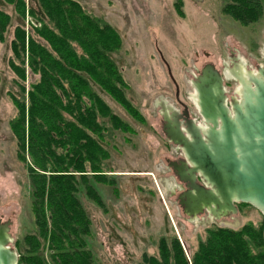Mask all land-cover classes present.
<instances>
[{
    "label": "rangeland",
    "instance_id": "374dc122",
    "mask_svg": "<svg viewBox=\"0 0 264 264\" xmlns=\"http://www.w3.org/2000/svg\"><path fill=\"white\" fill-rule=\"evenodd\" d=\"M78 1L119 32L121 47L112 57L128 84L127 98L144 117L143 122L133 119L94 85L134 132L113 130L105 144L110 156L106 162L111 172L107 174L116 184L92 182L103 204L79 192L91 222L87 247L93 264H137L144 252L157 255L158 239L172 234L191 254L208 227L238 229L246 223L255 227L263 223L261 212L247 203H236L235 213L219 219L205 213L193 218L183 214L176 201V178L165 160L180 153L162 131L161 112L168 105L178 107L173 79L179 98L198 119L191 81L205 63L226 72L227 101L239 98L240 83L229 70L255 73L256 66L264 65V0L261 15L246 24L223 12L226 0H181L182 16L174 9L175 0ZM0 8L12 18L5 40L0 42V222H10L9 245L19 255L23 238L35 230V222L26 169L17 158L9 127L16 113L9 91L19 92L8 68L17 15L11 4L0 1ZM24 17L25 25L32 22L27 14Z\"/></svg>",
    "mask_w": 264,
    "mask_h": 264
},
{
    "label": "trees",
    "instance_id": "16d2710c",
    "mask_svg": "<svg viewBox=\"0 0 264 264\" xmlns=\"http://www.w3.org/2000/svg\"><path fill=\"white\" fill-rule=\"evenodd\" d=\"M0 1L17 15L8 68L19 92L9 91L16 109L9 127L26 169L35 222V230L23 238L17 264H93L87 247L91 222L79 192L103 204L92 182L116 184L107 174L105 144L113 130L134 132L94 85L133 119L144 121L127 98L128 84L112 57L121 47L120 34L78 0ZM173 6L182 16V1ZM262 9V0H226L222 8L244 24L258 19ZM26 14L32 21L27 25ZM11 23L0 8V42ZM263 233L264 222L208 227L191 254L176 235L161 236L157 255L144 252L137 264H264Z\"/></svg>",
    "mask_w": 264,
    "mask_h": 264
},
{
    "label": "water",
    "instance_id": "95a60500",
    "mask_svg": "<svg viewBox=\"0 0 264 264\" xmlns=\"http://www.w3.org/2000/svg\"><path fill=\"white\" fill-rule=\"evenodd\" d=\"M229 71L240 83L238 99L227 101L225 72L205 63L191 81L205 125L188 119L183 128L178 123L164 127L167 139L184 155L174 166L187 187L179 204L191 218L207 211L219 219L235 213L236 203H247L264 219V65L256 66L255 73ZM163 117L169 121L166 113ZM9 225L0 222V264L18 261L9 245Z\"/></svg>",
    "mask_w": 264,
    "mask_h": 264
},
{
    "label": "flooded vegetation",
    "instance_id": "af4514ba",
    "mask_svg": "<svg viewBox=\"0 0 264 264\" xmlns=\"http://www.w3.org/2000/svg\"><path fill=\"white\" fill-rule=\"evenodd\" d=\"M198 72H200V69H197V71L192 75V77L194 78L196 75H198ZM170 78L172 79L171 76H170ZM172 81H173V83H174V85H175V93H174V97H175V101H176L178 107H176V109H173L171 106L168 105V107H167V108H164L163 111L161 112V118H162V120L164 121V125L162 126V131H163V133H164V127L169 128V126H170L169 124H171V125L174 127V126L176 125V123H178L179 126H180V128H183V127L187 124V120H188V119H193L194 122H195L197 125H200V126L205 125V124H204V121H203V119H202V117H201V115H200L199 112H198V110H197V113H198V116H199L198 119H197L195 116L190 115V112H189V110H188L187 105H186L183 101H181V99L179 98V92H178V87H177V85L175 84V82H174L173 79H172ZM224 86H225V84H224ZM162 107H163V106H162ZM166 110L169 112V113H167V114H168V119H169V121H167V120L163 117V114H164V112H166ZM166 128H165V129H166ZM164 135H165V133H164ZM165 137H166V136H165ZM166 139H167V137H166ZM167 141H168L169 143H171L168 139H167ZM171 145H173L176 149L179 150V153H180V154L178 155L179 157L176 156V157L171 158V159H170V158H166L165 160H166L167 166L169 167V169H171V171H172L174 177L176 178V183H177V184L174 185V187L178 190V192H177V196H176V201H177L178 205L180 206V204H179V202H180V199H179L180 194H182L184 191H186L187 187H186V184H185L184 182L180 181V180L178 179V177L176 176V168H175L174 166L177 167V166H179V165L181 164L184 155H183V152H182V150H181L180 147H177V146H175V145L172 144V143H171ZM197 182H201V181H200V178H199L198 176H197ZM180 208H181V210H182V212H183L184 215H186L187 217H190V218H191V216L188 215V214L182 209L181 206H180ZM202 213H205V214L210 215L207 211H204V212H202ZM202 213H201V214H202ZM199 215H200V214H199Z\"/></svg>",
    "mask_w": 264,
    "mask_h": 264
},
{
    "label": "bare ground",
    "instance_id": "6f19581e",
    "mask_svg": "<svg viewBox=\"0 0 264 264\" xmlns=\"http://www.w3.org/2000/svg\"><path fill=\"white\" fill-rule=\"evenodd\" d=\"M191 96H193V98H194V93H193V95H191Z\"/></svg>",
    "mask_w": 264,
    "mask_h": 264
}]
</instances>
